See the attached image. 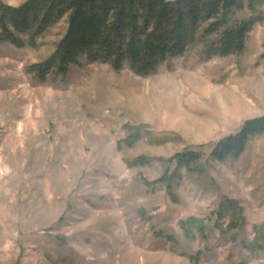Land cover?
I'll return each mask as SVG.
<instances>
[{
  "label": "rangeland",
  "instance_id": "rangeland-1",
  "mask_svg": "<svg viewBox=\"0 0 264 264\" xmlns=\"http://www.w3.org/2000/svg\"><path fill=\"white\" fill-rule=\"evenodd\" d=\"M258 10L239 16L263 18L242 55L207 61L196 44L147 77L128 61L28 73L55 53L64 19L35 47L0 43V264H264V134L237 159L211 157L264 117ZM187 150L201 154L193 172L170 162Z\"/></svg>",
  "mask_w": 264,
  "mask_h": 264
},
{
  "label": "trees",
  "instance_id": "trees-1",
  "mask_svg": "<svg viewBox=\"0 0 264 264\" xmlns=\"http://www.w3.org/2000/svg\"><path fill=\"white\" fill-rule=\"evenodd\" d=\"M264 0H29L19 8L0 1V43L35 47L39 37L61 20L67 23L65 36L47 61L28 67V73L45 80L66 77L74 67L108 64L120 71L128 61L141 77L154 73L171 59L185 57L202 44L201 57L242 55L246 40L257 21ZM134 130L126 144L140 138ZM264 134V117L248 120L239 132L219 141L211 154L215 161L239 158L251 138ZM201 160L197 151L176 154L170 162L178 169L195 171ZM146 158L137 164L146 163ZM202 171V170H201ZM166 174L160 180L169 184ZM192 225L182 224L184 229Z\"/></svg>",
  "mask_w": 264,
  "mask_h": 264
}]
</instances>
